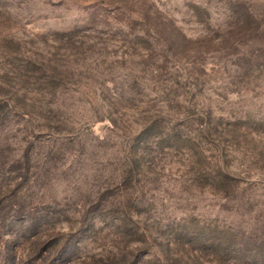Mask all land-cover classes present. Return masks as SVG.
<instances>
[{
	"label": "rangeland",
	"instance_id": "374dc122",
	"mask_svg": "<svg viewBox=\"0 0 264 264\" xmlns=\"http://www.w3.org/2000/svg\"><path fill=\"white\" fill-rule=\"evenodd\" d=\"M0 264H264V0H0Z\"/></svg>",
	"mask_w": 264,
	"mask_h": 264
}]
</instances>
